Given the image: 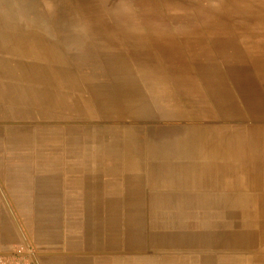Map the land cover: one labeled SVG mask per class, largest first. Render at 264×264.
I'll use <instances>...</instances> for the list:
<instances>
[{
  "label": "crops",
  "instance_id": "1",
  "mask_svg": "<svg viewBox=\"0 0 264 264\" xmlns=\"http://www.w3.org/2000/svg\"><path fill=\"white\" fill-rule=\"evenodd\" d=\"M184 2L182 19L166 0H58L109 34L184 22L200 47V127L146 139L112 89L86 96L79 74L76 87L60 81L80 57L58 62L41 42L50 27L0 0V255L24 244L35 264H258L257 228L241 214L264 198V26L252 25L264 0Z\"/></svg>",
  "mask_w": 264,
  "mask_h": 264
},
{
  "label": "rangeland",
  "instance_id": "2",
  "mask_svg": "<svg viewBox=\"0 0 264 264\" xmlns=\"http://www.w3.org/2000/svg\"><path fill=\"white\" fill-rule=\"evenodd\" d=\"M25 1L18 0L21 3L17 7L19 17L27 21L33 17L35 28L50 27L51 34H43L41 42H48L57 61L64 62L69 67L72 58H76V55L80 57V65L72 64L75 68H81L80 70L76 71L71 67L70 70L55 73L68 87H76L75 75L79 74L82 95L97 96L112 89L113 95L117 96L114 105L128 107L130 127L146 139H167L168 136H174V130L178 133L185 131L186 127L196 129L199 126L201 114L198 108L201 106L202 96L200 47L190 46V37L184 33V22L180 24L181 28H177V32L173 28V33L109 34L98 16H94L91 23L93 29H89V24L83 19L72 20V8L60 5L58 0H28V5ZM166 1L174 5V10H180L176 14L180 13L179 17L184 19L181 12H184L185 0ZM85 8L87 9L86 6ZM85 8L80 9L83 12ZM259 18L260 16L257 20ZM63 20L68 22L64 23ZM252 25L260 31L263 27L258 25L264 26V22ZM193 37H196V42H200V34ZM122 47L128 50V54H121ZM76 60L78 58L72 61L75 63ZM92 62H96V66H91L93 70H90L89 64ZM95 67L98 69L94 70ZM143 97L145 103H140L139 100ZM83 106L82 104V108ZM142 106L146 108L145 121L137 123V115H140ZM192 109L197 111L190 113ZM154 115H158L160 123H152ZM81 118L85 122L88 120L85 116ZM82 124L89 126L88 123ZM192 133L195 141L197 135ZM262 149L258 139V158L261 157ZM254 203L256 214L249 213L253 210L252 207L250 210L247 208L241 214V223L247 231L256 226L258 264H264V198H257ZM251 231L247 233L252 235Z\"/></svg>",
  "mask_w": 264,
  "mask_h": 264
},
{
  "label": "built area",
  "instance_id": "3",
  "mask_svg": "<svg viewBox=\"0 0 264 264\" xmlns=\"http://www.w3.org/2000/svg\"><path fill=\"white\" fill-rule=\"evenodd\" d=\"M0 264H35L31 248L16 245L7 255H0Z\"/></svg>",
  "mask_w": 264,
  "mask_h": 264
}]
</instances>
